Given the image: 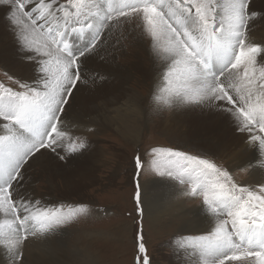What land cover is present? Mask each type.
Wrapping results in <instances>:
<instances>
[{"label": "snow or ice", "instance_id": "snow-or-ice-1", "mask_svg": "<svg viewBox=\"0 0 264 264\" xmlns=\"http://www.w3.org/2000/svg\"><path fill=\"white\" fill-rule=\"evenodd\" d=\"M12 34L15 70L0 62V255L4 264H26L25 242L70 226L81 205L49 208L26 189V165L37 154L61 162L89 149L90 127L69 120L76 94L98 89L105 77L91 64L104 61L113 29L142 20L153 54L162 61L152 102L194 113L219 147L229 138L253 153L264 172V44L251 33L264 11L253 0H0ZM147 174L190 185L211 217L203 230L187 227L170 241L198 257L192 264H264V183L247 187L217 163L215 152L190 154L153 148ZM135 158L134 200L139 215L147 197ZM251 167V165H250ZM191 223L198 217L192 214ZM135 264H153L142 227Z\"/></svg>", "mask_w": 264, "mask_h": 264}, {"label": "rangeland", "instance_id": "rangeland-1", "mask_svg": "<svg viewBox=\"0 0 264 264\" xmlns=\"http://www.w3.org/2000/svg\"><path fill=\"white\" fill-rule=\"evenodd\" d=\"M61 2H64V0H61ZM257 28L255 27L254 31H256ZM146 33L147 26L142 20L114 28L104 61L111 62L110 65L123 66L129 69V71L135 69L134 65L136 62L145 60L143 47L148 44H150V46L152 45ZM254 35H251L253 42L264 44V35L261 33ZM260 37L262 39H260ZM144 63L146 68L150 67V63L145 61ZM96 64L97 63L92 66H96ZM95 70L97 71V68H95ZM0 80L6 82L3 72H0ZM133 84H135V89L140 91L142 96L146 98L149 97L148 90L144 87V83L141 85L136 80ZM76 118L82 125L86 124V126H91L93 128L92 131L87 133V139L90 145L93 144L92 146L95 147L96 145V147L99 146V148L105 150L106 153L103 156L104 161L98 164L99 169L94 175H91V181H87L88 183L95 182L96 184H90L82 190V192L78 193L77 191L72 194L67 193L63 184L58 182V180V187L54 190L53 194H51L48 190L46 177L42 175L39 167L33 166V163L32 167L29 168L30 170H27L26 181L30 182L29 186L34 189L35 199L42 202L44 201L43 203H46L45 205L49 208H62L63 211H70L81 205L87 208V211L80 213L70 226L60 228L50 235L39 236V238L42 239L41 241L46 242L48 241V237L49 239L50 236H52L51 238H55L63 233L66 235L73 234V242L82 238L79 243L71 247L68 246L69 251L71 248L79 249L86 241L84 239L89 240V238H94V241L88 243L91 246L92 253L96 257V262L93 264H135L134 257L137 254V235L142 227L144 241L147 244L153 264H192L193 261L198 259L197 256L189 255L185 251L174 250L170 244L172 237L183 229L184 223L188 221V219L178 216V213L172 210L173 204L171 202L174 200L170 201L166 195L157 190L156 186H154L155 184H153L152 187L154 186L155 192H151L149 194L150 196L147 197L155 202L158 217L156 216L157 221L155 219L154 222L158 224H154L151 221L149 214L151 212V207L146 205L145 202L143 205V215L141 216L138 214L134 200L136 191L135 158L139 155L146 162L145 167L142 169L143 174L139 178L140 184L144 188L146 182L149 183L151 180L153 182H156L155 180H160L155 175L147 174L153 167V157L151 155L153 148H170L178 151H185L190 154H200L208 151L202 150L194 145L178 144L170 138L166 132H163L162 129H153L151 126L145 129H139V132L133 129L135 132H138V136L134 135L132 130L131 132L124 131V136H122L112 129L101 132L100 129H102V127L98 128L92 125L93 123H88L84 120L85 118H83V121L79 117H75V119ZM69 120L74 119L72 118ZM124 137H126V139H124ZM195 142H198V140ZM208 153L211 155L210 152ZM216 162L223 163L225 167H228L222 161L216 160ZM235 169V171H232L234 181L239 185L251 187L249 185L250 175L248 176L249 173L244 171L246 169ZM170 183L178 187L180 196L176 198L180 200V203L184 206L191 204L193 205L191 208H193L194 205L199 206V204H202V197L192 198L190 194H188L190 193V185L185 186L179 185L178 183ZM181 197L184 199L183 201H181ZM152 198L155 199L152 200ZM33 238L34 237L30 236L28 241H31ZM102 240H106L108 243H104ZM69 256L71 257L70 254ZM85 257L86 253L81 258L85 259ZM66 261L71 262L69 257Z\"/></svg>", "mask_w": 264, "mask_h": 264}, {"label": "bare ground", "instance_id": "bare-ground-1", "mask_svg": "<svg viewBox=\"0 0 264 264\" xmlns=\"http://www.w3.org/2000/svg\"><path fill=\"white\" fill-rule=\"evenodd\" d=\"M253 6L258 11H264V0H253ZM5 15L4 8L0 7V62L5 64L7 68L15 70L17 66L14 64L15 56L13 53L12 34L4 20ZM256 28V31H254L255 28L253 29L254 32L252 31L253 34L251 33V35L259 33L264 35V21L258 20L256 22ZM260 39L262 38L260 37ZM148 45L143 47L144 61L150 63V67L148 68H146L143 60L136 62L134 65L135 69L131 71L123 66L110 65L111 62L94 61L91 67L94 69L97 68V72L105 77V79L98 89H93L92 86H89L88 88H82L81 92L76 94V106L74 110L69 113L68 119L73 118L77 120L75 117H79L83 121V118H85L84 120L88 123H93L92 125L98 128L102 127V129H100L101 132L112 129L122 136H124V131L131 132V130L134 132V135L138 136L139 129H145L150 126L153 127V129H162L163 132H166L167 135L178 144L198 146L200 149L210 153L214 151L215 159L224 162L231 171H235V168L246 169L244 171L249 173L248 176L250 175L249 185L251 187L259 183H264V172L253 170L254 168H259V161L253 158L254 154L251 152L244 154L238 151L241 141L229 138L217 147L215 141L209 140L211 132H204L201 130L199 118L196 114H186L184 112L165 109L152 102L154 85L162 61L154 56L152 45ZM95 63H97L96 66H92ZM136 80L141 85L144 83V87L149 93L148 98L142 96L140 91L135 89V84H133V82ZM133 129L138 131H136L137 134ZM124 139H126V137H124ZM196 140H198V142H195ZM92 145L93 144L90 145L91 147H89L88 151L82 157L69 160L66 164L61 162L52 153H47L43 156L37 154V157L31 159L29 165L25 166L26 172L32 167L33 163V166L39 167L42 175L46 177L48 190L51 194H53L54 190L58 187V182L63 184L67 193L82 192L88 185L96 184L95 182L88 183L87 181L91 179V175L97 172L99 169L98 164L104 161L103 156L106 153L105 150L99 148V146L96 147L95 145L94 147ZM155 181L156 182H153L151 180L149 183L146 182L143 188L144 191L148 194L147 196H150L149 194L151 192L153 193L155 190L154 186H156L157 190L165 194L170 201L174 200L171 202L173 204L172 210L177 212L178 216L188 219V221L184 223L183 228L187 227L192 230H203L210 226L212 222L211 217L201 211V204H199V206L194 205L193 208H191L193 206L191 204L184 206L180 203V200L176 198L180 196V191L177 186L166 181ZM29 184L30 182L26 183V189L35 199L34 189L31 188ZM153 184L155 185L152 187ZM64 197L68 198L66 196ZM155 198H152V200ZM181 199V201L184 200L182 197ZM145 204L151 207V212L149 213L150 219L155 224L156 222L154 221L155 219L157 221L158 217L155 202L151 201L149 197H146ZM193 213L198 217L195 223H191ZM51 237L52 236H50V239L48 237V241L42 242L39 236H35L31 241L27 240L25 242L26 247L24 249V256L26 264H93L96 262V257L92 253L91 246L88 244L90 241H94V238H89V240L84 239L87 242L85 241L79 249L71 248L68 251V246L71 247L79 243L82 238L77 241L75 240V243V241H72L73 234L66 235L63 233L55 238ZM102 241L108 243L106 240ZM85 253L86 257L82 259L81 257H83ZM68 257L71 262L66 261ZM0 264H4L2 255H0Z\"/></svg>", "mask_w": 264, "mask_h": 264}]
</instances>
